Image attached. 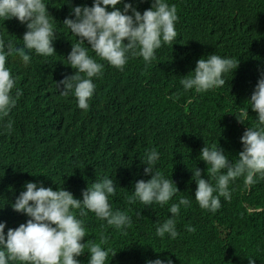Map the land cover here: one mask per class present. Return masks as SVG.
Wrapping results in <instances>:
<instances>
[{
  "label": "trees",
  "instance_id": "1",
  "mask_svg": "<svg viewBox=\"0 0 264 264\" xmlns=\"http://www.w3.org/2000/svg\"><path fill=\"white\" fill-rule=\"evenodd\" d=\"M44 2L56 31L54 54L30 52L28 64L16 57L5 61L15 78L10 95L20 90L15 105L0 115V221L5 231L26 219L10 207L25 182L50 186V180L80 199L87 185L108 177L116 187L108 203L130 217L129 225L118 229L87 210L77 215L85 228L81 243H99L104 237L105 264H145L157 257L172 264H247L248 258L264 264V178L248 187L243 177L231 181L230 199L221 197L219 209L212 212L192 198L190 172L197 167L207 179V165L198 158L203 146L217 144L234 161L241 150L239 137L255 123L247 101L264 72V0H166L176 7L177 37L156 49L150 63L130 57L117 70L89 51L104 67L93 78L96 87L87 110L76 106L71 93L61 96L55 83L74 71L64 57L75 38L62 21L71 18V6H91V0ZM124 2L141 13L150 6V0ZM24 31L14 17L0 20V39L13 46L22 44ZM209 54L238 60L237 67L223 74L221 87L185 91L180 77ZM241 108L248 116L243 124L234 117ZM9 121L11 130L5 126ZM151 149L159 153L154 169L178 191L163 206L129 200L135 181L149 178L141 162ZM181 196L189 204L175 217L177 236L157 237L156 224L170 215L169 205ZM75 258L87 264V244Z\"/></svg>",
  "mask_w": 264,
  "mask_h": 264
},
{
  "label": "clouds",
  "instance_id": "2",
  "mask_svg": "<svg viewBox=\"0 0 264 264\" xmlns=\"http://www.w3.org/2000/svg\"><path fill=\"white\" fill-rule=\"evenodd\" d=\"M64 3L70 4L71 0H64ZM70 15L71 18L63 19L62 25L75 42L70 44L64 64L74 71L55 85L61 96L71 93L76 106L82 110L88 109L96 87L93 78H99L104 67L89 55V51L109 66L122 70L130 57H140L145 64L150 63L156 49L162 44H172L177 37L176 7L166 0H150V6L142 13L124 0H91V6H71ZM13 17L24 25L25 31L20 46L0 39V115L7 114L20 95L19 89L15 96L10 95L15 78L5 66L6 58L16 57L28 64L30 52L42 57L54 54L52 42L56 31L44 0H0V20ZM237 64L238 60L209 54L206 58H198L194 68L180 77L179 84L185 91L196 93L221 87L225 84L223 74L232 73ZM247 103L255 113V123L246 127L239 137L241 150L234 161H229L217 144L199 149L198 158L207 165L208 177L202 178L197 167L190 172L195 184L192 198L201 209L212 212L219 209L220 198L230 199L228 185L238 177H243L246 187L264 178V72L260 73ZM234 117L243 124L248 117L246 109L241 108ZM5 126L11 130L10 121ZM158 157L155 149L145 152L141 163L144 175L149 178L135 181L129 200L135 199L145 206L153 203L163 206L178 192L170 178L154 169ZM49 182L50 186L25 182L23 190L14 197L11 209L22 213L26 219L7 231L5 223L0 221V264H80L75 257L84 252L86 244L87 264H105L108 251L101 247L104 237L99 243L91 240L81 243L85 228L77 215L84 216L87 210L108 225L126 228L131 222L130 217L123 211L113 210L108 203V197L116 189L113 179L94 180L81 191L80 199ZM188 204L186 196L171 203L167 209L170 215L156 224L155 235L163 237L167 234L169 239H174L177 236L175 217L180 207ZM187 230L193 229L188 226ZM145 264H172V261L157 257ZM247 264H254L253 259L248 258Z\"/></svg>",
  "mask_w": 264,
  "mask_h": 264
}]
</instances>
